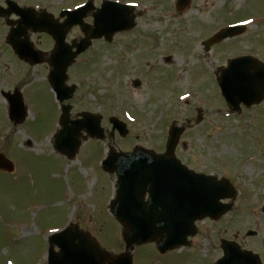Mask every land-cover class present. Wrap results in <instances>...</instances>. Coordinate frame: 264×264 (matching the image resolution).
Segmentation results:
<instances>
[{"label":"rangeland","instance_id":"374dc122","mask_svg":"<svg viewBox=\"0 0 264 264\" xmlns=\"http://www.w3.org/2000/svg\"><path fill=\"white\" fill-rule=\"evenodd\" d=\"M122 1L138 3L136 28L111 44L97 41L78 60L69 81L79 87L67 102L73 106L72 116L99 114L107 131L110 117L128 122L129 137L115 138L124 150L136 145L161 150L172 122L183 126L192 119L183 136L188 147L178 157L198 171L229 177L240 194L222 221L198 224L196 254L159 260L214 264L222 256L221 239H228L257 253L264 263V105L231 114L215 81L219 67L237 55L264 62V0H194L183 13H174L176 0ZM242 21L248 25L244 36L205 52V39ZM5 30L0 24V152L14 161L16 171H0V264H45L46 235L74 212L84 226L75 216L73 220L98 236L105 248L123 249L120 226L109 212L114 181L102 168L100 148L108 151L110 140L100 141V148L96 141L87 144L75 165L52 152L36 153L51 149L47 141L58 129L59 103L45 81L49 67L29 68L1 46ZM80 37L75 29L68 39ZM166 57L173 62L167 64ZM17 88L30 112L22 125L10 123L4 99L6 91ZM197 110L203 112V121L194 125ZM40 141L45 142L36 146ZM249 230L258 235L246 237ZM138 253L147 260L157 257L150 246Z\"/></svg>","mask_w":264,"mask_h":264},{"label":"water","instance_id":"95a60500","mask_svg":"<svg viewBox=\"0 0 264 264\" xmlns=\"http://www.w3.org/2000/svg\"><path fill=\"white\" fill-rule=\"evenodd\" d=\"M187 3L188 0H180L178 8L182 9ZM82 11H79L80 16L70 26L80 24L84 27L82 18L85 14ZM133 20L130 7L105 5L95 15L92 36L84 39L75 53H72L73 46H65L66 30L53 29L51 24L44 26L41 23L40 30L48 31L57 40V48L50 60L53 67L50 83L61 102L70 97L65 91L68 89L65 86L67 70L74 59L88 48L90 39L103 35L108 37L118 31L128 30L134 26ZM27 27L29 25H26ZM237 29L238 27L220 31L205 43L207 48L238 34ZM10 38L22 59L37 60L36 54L29 47L19 46L14 40V34ZM219 84L223 95L235 109H238L241 103H260L264 99V65L252 57L234 59L223 71ZM69 92L72 93L73 89ZM10 100L11 115L15 120H20L25 114L22 98L16 94L11 96ZM63 111V130L58 136L57 147L64 154L72 155L76 152L80 145L78 137L83 128H86L92 137H103L99 118L84 115V120L71 122L70 107H64ZM180 134V130L172 133L165 156H156L137 148L134 153L126 155L112 152L105 161V170L116 172L119 178L117 198L113 201L111 210L125 226L124 238L128 246L156 241L158 248L165 251L167 248L187 244V238L196 233V220L205 216L217 218L227 211V207L221 212L218 211L220 199L232 196L230 189L226 193V183L187 171L174 158L173 153ZM166 156H169V159H166ZM222 188L224 193L220 191ZM146 193L151 195L150 204L142 202V196ZM52 243L58 244L61 251L51 253L49 264H104L108 258L95 241L89 240L74 227L53 237ZM222 247L225 257L218 264H261L258 256L242 252L233 243L224 242ZM122 261L123 259H117L112 264H120Z\"/></svg>","mask_w":264,"mask_h":264},{"label":"flooded vegetation","instance_id":"af4514ba","mask_svg":"<svg viewBox=\"0 0 264 264\" xmlns=\"http://www.w3.org/2000/svg\"><path fill=\"white\" fill-rule=\"evenodd\" d=\"M65 1L61 0H0V15H4L7 19H2L7 31L18 25V18L14 11L18 8H32L40 13L44 10L52 15H61L65 9H69L64 5ZM14 26V27H10ZM36 37V34L30 33V38Z\"/></svg>","mask_w":264,"mask_h":264}]
</instances>
